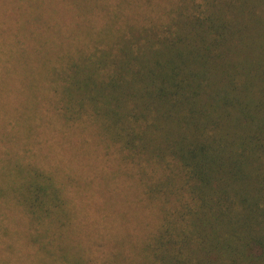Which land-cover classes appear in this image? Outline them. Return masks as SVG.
Listing matches in <instances>:
<instances>
[{"label":"trees","instance_id":"trees-1","mask_svg":"<svg viewBox=\"0 0 264 264\" xmlns=\"http://www.w3.org/2000/svg\"><path fill=\"white\" fill-rule=\"evenodd\" d=\"M0 5L20 15L0 28L13 42L0 50V264H17L23 242L26 264H264V0ZM45 124L118 152L100 262L69 174L27 156Z\"/></svg>","mask_w":264,"mask_h":264},{"label":"rangeland","instance_id":"rangeland-1","mask_svg":"<svg viewBox=\"0 0 264 264\" xmlns=\"http://www.w3.org/2000/svg\"><path fill=\"white\" fill-rule=\"evenodd\" d=\"M11 7L13 8V6ZM9 12L10 11L5 12V16H3L4 10L0 5V28H2V30L6 26H18L17 18L20 16L18 14V11H15V9H11V14ZM2 30H0V32ZM22 33L24 32H21V36ZM57 37L59 38L61 36ZM61 43L63 45H66L68 42L66 40H62ZM9 45L12 47L13 42L11 41ZM9 45L0 44V50L2 52H8L10 49H8L9 47L7 46ZM6 60H10V58L0 55V74H2V72L4 71L3 67H6ZM22 61L24 67L21 69L20 76L29 75V72L32 71V69H30L31 67L28 68V66L30 65V60ZM6 72L10 73L9 71ZM4 74L6 73L4 72ZM10 74L12 77L19 75V73L17 74L16 72ZM30 75H32L31 72ZM16 96V94L11 93V97L9 98L11 103H14L18 100ZM16 109L17 107H14L13 105V107H4L2 112H4L6 116H9ZM8 121L10 120H5V118L1 119L0 117L1 131L6 128L8 130L10 128L11 123H8ZM52 127L53 129L51 130L49 128V125L45 124L44 126L37 127L33 131L30 142L31 145L28 146L27 156L28 158L33 157L32 154L34 153V157H38L40 161H44L48 165V169H53L55 171L63 170L65 171V173L69 174V177L66 178L65 181V196L70 199V202H68V206H75L78 209L79 213L81 214H78L77 218L79 219L77 220V222L84 224L86 232L92 235V239H96L97 243H100L95 249V254H93L98 262H100L99 260L104 256L103 252L106 253L109 250L108 248L110 247V245L108 243V239L101 243V240H98L96 238L98 237V233H96L95 231L100 228L107 234L109 229L106 230L105 227L103 228V223L105 225L107 224L109 227L111 226L112 221L106 218L107 215L105 216L104 210H109L110 207L114 206L112 201V199H114L113 193L115 192L114 184L115 181H120L123 179L122 176H111V174L116 171V168L114 166L115 161L118 157V152H113L102 141H94V138L91 135L92 132L88 130H83L82 128H77L76 126L78 131L74 129L71 132L69 131L68 134H63L62 132H60L57 125L53 124ZM46 128H49V132L45 131ZM84 140L86 141V143H84ZM6 144H8V141L6 143V140L1 142L0 150H3ZM19 152H22V150ZM11 157L14 156L12 155ZM18 160H20L19 157L11 159V161L14 162H17ZM124 166L126 165L124 164ZM106 177L107 183L105 182ZM58 179L63 180V178L59 176V174ZM116 187H119V185ZM96 220H98V224L95 222ZM82 230L83 232L80 235L83 236V234H85V230ZM2 238L3 237L0 236V241ZM30 248V244H25L23 242L21 245V250H16V255L19 258L17 264L28 263L27 256L25 257L23 255H28V253H30L29 251L31 250ZM7 250L8 247H6L5 245L4 249L0 251V254L2 255V253ZM9 253H11V249L9 250ZM77 262L82 263V261L77 256H73L70 260V264H77Z\"/></svg>","mask_w":264,"mask_h":264}]
</instances>
